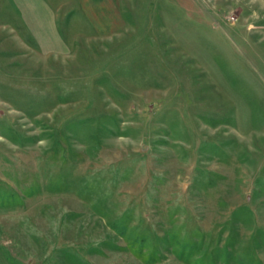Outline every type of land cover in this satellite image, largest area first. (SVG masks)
Here are the masks:
<instances>
[{"label":"rangeland","instance_id":"1","mask_svg":"<svg viewBox=\"0 0 264 264\" xmlns=\"http://www.w3.org/2000/svg\"><path fill=\"white\" fill-rule=\"evenodd\" d=\"M0 264H264V0H0Z\"/></svg>","mask_w":264,"mask_h":264}]
</instances>
